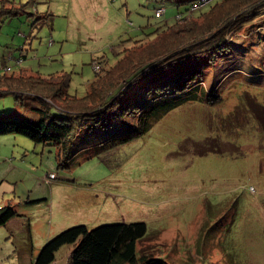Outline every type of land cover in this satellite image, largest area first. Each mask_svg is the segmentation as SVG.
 Listing matches in <instances>:
<instances>
[{
	"label": "rangeland",
	"instance_id": "1",
	"mask_svg": "<svg viewBox=\"0 0 264 264\" xmlns=\"http://www.w3.org/2000/svg\"><path fill=\"white\" fill-rule=\"evenodd\" d=\"M63 1L0 0V75L4 59L15 74L62 71L70 77L68 92L81 97L94 78L93 60L113 64L124 40L145 38L187 9V0ZM9 3L51 16L38 20L43 25L21 24L19 33L24 15L4 12ZM206 7L191 9L188 18ZM163 8L156 18L154 10ZM258 14L227 35L225 50L188 59L189 88L201 86L205 97L173 99L146 133L120 142L124 133L114 128L85 127L67 162L55 145L0 135V207L19 215L0 226V264H31L47 240L69 227L114 223L145 225L137 256L169 264H264V8ZM157 82L144 77L130 86L128 93L141 87L142 95H133L138 107L158 96L146 92ZM34 106L3 95L0 117L31 121ZM51 173L55 178L46 181ZM70 251L60 246L50 264H70Z\"/></svg>",
	"mask_w": 264,
	"mask_h": 264
},
{
	"label": "trees",
	"instance_id": "2",
	"mask_svg": "<svg viewBox=\"0 0 264 264\" xmlns=\"http://www.w3.org/2000/svg\"><path fill=\"white\" fill-rule=\"evenodd\" d=\"M198 1L187 0L185 14L177 12L180 13L179 21L165 22L145 38L124 40L113 64L108 65L103 57L93 60H102V70L94 71V78L86 83L81 97L68 92L70 77L62 71L42 76L27 70L18 74L2 70L0 97L11 95L19 105L25 106L26 101H33L37 106H34L36 114L31 121L0 117V135L13 133L37 144L55 145L67 162L74 138L77 133H84L85 127L86 130L93 126L114 128L124 133L119 138L122 142L149 131L154 122L173 108V99L203 98L204 89L201 86L199 91L196 86L194 90L189 88L193 77L184 73L189 65L188 59L203 54L212 58L228 48L231 40H227V35H233L235 30L255 20L264 8V0H212L204 5L207 6L205 12L188 18L192 5ZM177 2L178 5L182 3ZM27 5L9 3L4 4L3 9L9 15L18 16L19 13H26L24 8ZM200 8H196V12H200ZM37 15H26L35 18L30 23L32 26L36 23L43 25L44 21L38 20L49 18ZM163 15L156 16L154 10L156 18ZM156 75L165 81L158 83ZM144 77L147 83L157 82L146 92L158 96L150 97L149 100H152L148 104L138 107L139 101L133 95L140 97L141 87L136 88L134 93L128 92L131 85L138 84ZM121 83L128 85L121 87ZM96 151L94 149L90 155ZM16 216L11 206L0 207V226ZM145 233L143 223H114L93 229L84 225L72 226L47 240L31 264L52 263L55 252L62 245L71 246L70 264H169L152 255H136V243Z\"/></svg>",
	"mask_w": 264,
	"mask_h": 264
},
{
	"label": "built area",
	"instance_id": "3",
	"mask_svg": "<svg viewBox=\"0 0 264 264\" xmlns=\"http://www.w3.org/2000/svg\"><path fill=\"white\" fill-rule=\"evenodd\" d=\"M211 1L212 0H200L197 4H193L191 9L194 10V8L202 7L204 5H207ZM164 13H165V9L164 8L161 9V10H158V11L156 10V16L157 15H163ZM21 62H22V58L17 56V58H15V61H14L15 64L14 65L20 64ZM92 65H93V70L95 72H101V70H102L101 69L102 68V62L94 61ZM1 68H2V70L4 72H11V70H12V66H6L4 64L1 65ZM53 178H55V175L51 173V174H49V176L45 177V180L46 181H50V179H53Z\"/></svg>",
	"mask_w": 264,
	"mask_h": 264
},
{
	"label": "crops",
	"instance_id": "4",
	"mask_svg": "<svg viewBox=\"0 0 264 264\" xmlns=\"http://www.w3.org/2000/svg\"><path fill=\"white\" fill-rule=\"evenodd\" d=\"M66 1H67V0H64L63 3H65ZM74 2H75V1H74ZM70 3H71V1H70ZM75 3L77 4V2H75ZM7 5H8V4H7ZM24 11H25L26 13L23 12V13H19V14H18L19 18H20V16H23V15H24L23 21H22V22L18 21V32H19V33H20V30H19V29L22 28V25H21V24H25V23H28V24H29V23H32L33 20H34V19H33L34 17H29V16L27 17V16H26V15L28 14V12H30V14H32V13H33L32 10H29L28 8L26 9V7H25V8H24ZM36 13L38 14L36 17H39L40 15H45V17H46V16H47V17H50V16H51L50 14H47L46 12H40L39 9H37V8H36ZM49 15H50V16H49ZM18 16H17V17H18ZM19 18H18V19H19ZM33 27H34V26H33ZM33 27H32L31 29H33ZM21 33H23V32H21ZM23 35H24V34H23ZM29 35H30V34H28V36H29ZM28 36H27V37H28ZM21 49H22V48H21ZM22 50H23V49H22ZM18 57H21V58H22V62H23V60L25 59V55H23V56H18ZM22 62H21V63H22ZM21 63H20V64H21ZM3 64L6 65V66H12V67H13V65H9V64L6 62L5 59L3 60ZM3 64H2V65H3ZM20 64H18V66H19ZM16 67H17V65H16ZM21 70H25V69H19V71H21ZM11 71L16 72V71L13 70V69H12ZM0 196H2V195L0 194ZM16 217H19V215L16 216Z\"/></svg>",
	"mask_w": 264,
	"mask_h": 264
},
{
	"label": "bare ground",
	"instance_id": "5",
	"mask_svg": "<svg viewBox=\"0 0 264 264\" xmlns=\"http://www.w3.org/2000/svg\"><path fill=\"white\" fill-rule=\"evenodd\" d=\"M18 65V64H17Z\"/></svg>",
	"mask_w": 264,
	"mask_h": 264
}]
</instances>
